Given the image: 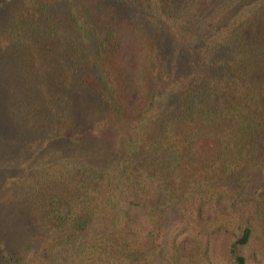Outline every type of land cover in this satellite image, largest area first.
<instances>
[{
	"label": "trees",
	"instance_id": "trees-1",
	"mask_svg": "<svg viewBox=\"0 0 264 264\" xmlns=\"http://www.w3.org/2000/svg\"><path fill=\"white\" fill-rule=\"evenodd\" d=\"M26 1L18 34L36 37L43 59L27 54L64 128L39 149L80 154L52 160L29 197L24 228L32 216L52 237L47 263L206 264L225 230L230 264H248L236 246L264 247V0ZM126 29L146 49L137 74L122 58ZM15 176L0 173L1 189ZM0 264L28 258L0 245Z\"/></svg>",
	"mask_w": 264,
	"mask_h": 264
},
{
	"label": "rangeland",
	"instance_id": "rangeland-1",
	"mask_svg": "<svg viewBox=\"0 0 264 264\" xmlns=\"http://www.w3.org/2000/svg\"><path fill=\"white\" fill-rule=\"evenodd\" d=\"M3 1L5 0H0V3ZM22 1L12 0L8 9L0 10V173H3L4 177L16 175L13 181L2 189L0 179V222L4 221V225H8L7 231L0 233V245L18 249L27 256L28 264H48L47 260L52 255L50 252L52 237L37 227L36 219L32 216L29 221L30 231L27 232L24 228L28 222H25L24 215L28 209L32 208L33 211V202L29 201V197L37 191L40 182L49 181L51 177L49 173L53 169L52 160L69 161L80 154L76 155L79 153L77 149L66 151L60 144L52 147L46 143L43 150L39 149L45 133H53L64 128L60 116L53 118L55 111L49 108L51 98L46 100L50 95V90L46 88L44 82L47 80L46 74L43 73V68L37 70L34 68L35 65L31 63L32 57L27 54L29 52L34 56L33 61L38 57L43 59L42 53L41 55L35 53L36 37L32 34L33 40L27 42V39L22 37L26 32L21 36L18 34L20 20L18 18L16 20L15 17L24 9L26 3H31ZM122 40V58L132 73L137 74L140 57L146 52L145 46L143 47L139 36L128 29L123 31ZM50 71L48 68L47 73L50 74ZM39 76H42L41 81ZM53 155L55 156L52 159ZM62 166L63 164L59 165V168ZM10 212L16 220L11 221L13 217ZM214 215L213 211L211 217ZM232 218H235V215L228 210L218 219L224 222ZM17 223L21 229L15 230L12 225L17 226ZM141 224L144 229L151 227L144 217L141 218ZM194 225L197 232L207 234L200 221L197 220ZM191 237L189 233L183 240L188 248L193 245ZM234 241V236L230 232L225 230L216 232L213 239V254L206 264H230L234 257L231 250ZM235 251L237 254L246 255L248 264H264V247L256 237L248 246H236Z\"/></svg>",
	"mask_w": 264,
	"mask_h": 264
}]
</instances>
